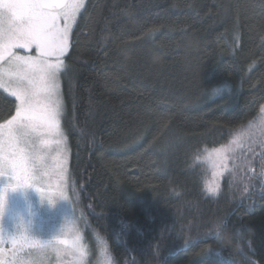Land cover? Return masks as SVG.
<instances>
[{
    "label": "trees",
    "instance_id": "1",
    "mask_svg": "<svg viewBox=\"0 0 264 264\" xmlns=\"http://www.w3.org/2000/svg\"><path fill=\"white\" fill-rule=\"evenodd\" d=\"M63 58L70 178L115 264H264V0H86Z\"/></svg>",
    "mask_w": 264,
    "mask_h": 264
},
{
    "label": "snow or ice",
    "instance_id": "2",
    "mask_svg": "<svg viewBox=\"0 0 264 264\" xmlns=\"http://www.w3.org/2000/svg\"><path fill=\"white\" fill-rule=\"evenodd\" d=\"M83 0H0V87L18 101L16 115L0 124V174L27 181L28 157L19 147L27 132L59 130L60 73L69 32ZM61 20L63 26H61ZM17 49H34L36 56ZM218 185L207 192L217 193ZM15 243V241H13Z\"/></svg>",
    "mask_w": 264,
    "mask_h": 264
},
{
    "label": "rangeland",
    "instance_id": "3",
    "mask_svg": "<svg viewBox=\"0 0 264 264\" xmlns=\"http://www.w3.org/2000/svg\"><path fill=\"white\" fill-rule=\"evenodd\" d=\"M85 4L86 0H83V7L72 23L69 40ZM15 51L20 55L36 56L34 49ZM62 60L64 64L59 69V85L63 104L61 73L66 63L63 57ZM0 90L11 97L17 106L18 101L14 96L3 87H0ZM62 117L63 107L59 116V130L55 134L45 131L36 134L29 131L22 137L19 145L28 157L27 167L30 170L28 175L32 194L28 191H22L20 195L15 194L13 203L22 197L26 198V207H30L28 213L35 214L32 219H27V226L32 235L40 239L29 255V264H102L103 258L109 253L104 240L90 227L87 217L77 205V193L70 178L69 145ZM7 121L2 124L6 125ZM207 162L213 175H218L220 167L226 163L225 152L211 153ZM5 174L9 172H3V175Z\"/></svg>",
    "mask_w": 264,
    "mask_h": 264
},
{
    "label": "flooded vegetation",
    "instance_id": "4",
    "mask_svg": "<svg viewBox=\"0 0 264 264\" xmlns=\"http://www.w3.org/2000/svg\"><path fill=\"white\" fill-rule=\"evenodd\" d=\"M22 191L32 194L29 178L25 181L23 174L20 179L10 174L0 175V264H29V255L40 240L27 226V219L35 214L28 213L30 207H26V198L13 203L14 195Z\"/></svg>",
    "mask_w": 264,
    "mask_h": 264
},
{
    "label": "clouds",
    "instance_id": "5",
    "mask_svg": "<svg viewBox=\"0 0 264 264\" xmlns=\"http://www.w3.org/2000/svg\"><path fill=\"white\" fill-rule=\"evenodd\" d=\"M223 87L227 88L228 85H224ZM220 91H221V87L213 86L211 89L205 90L204 95L207 94L209 97H213ZM208 195L214 196V194H211V193H208ZM102 264H115L113 255L106 254L105 257L103 258Z\"/></svg>",
    "mask_w": 264,
    "mask_h": 264
}]
</instances>
